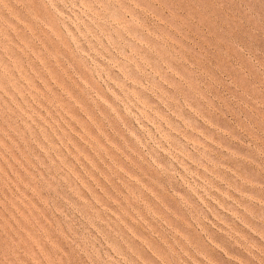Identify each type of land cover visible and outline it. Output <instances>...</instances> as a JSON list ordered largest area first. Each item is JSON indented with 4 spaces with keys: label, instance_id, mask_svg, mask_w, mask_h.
Segmentation results:
<instances>
[{
    "label": "rangeland",
    "instance_id": "374dc122",
    "mask_svg": "<svg viewBox=\"0 0 264 264\" xmlns=\"http://www.w3.org/2000/svg\"><path fill=\"white\" fill-rule=\"evenodd\" d=\"M0 264H264V0H0Z\"/></svg>",
    "mask_w": 264,
    "mask_h": 264
}]
</instances>
